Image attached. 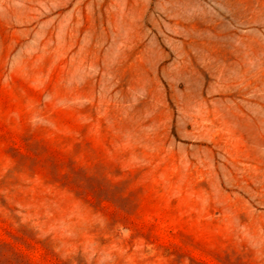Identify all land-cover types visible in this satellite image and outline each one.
I'll use <instances>...</instances> for the list:
<instances>
[{
    "label": "rangeland",
    "instance_id": "obj_1",
    "mask_svg": "<svg viewBox=\"0 0 264 264\" xmlns=\"http://www.w3.org/2000/svg\"><path fill=\"white\" fill-rule=\"evenodd\" d=\"M0 264H264V0H0Z\"/></svg>",
    "mask_w": 264,
    "mask_h": 264
}]
</instances>
